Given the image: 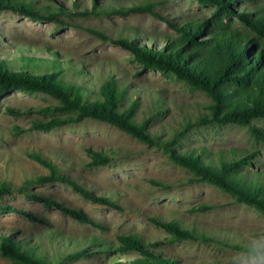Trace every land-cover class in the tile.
<instances>
[{
  "label": "rangeland",
  "instance_id": "obj_1",
  "mask_svg": "<svg viewBox=\"0 0 264 264\" xmlns=\"http://www.w3.org/2000/svg\"><path fill=\"white\" fill-rule=\"evenodd\" d=\"M23 1L42 13L51 8L58 11V7L64 11L56 20L47 21L0 9V59L11 68L42 73L52 70V61L57 58L61 79L84 86L89 98H94L101 84L114 76L127 87L126 105L138 100L136 121L153 117L150 132L160 141L176 138L178 151L204 152L205 160L257 151L254 167L243 173L250 177L255 171L264 173V144L247 126L196 125L198 117L208 112L210 97L206 93L174 75L144 69L131 51L96 33L111 38L136 37L150 45L147 38L154 37L162 46L167 37L176 35L167 21L149 12L120 14L105 13L104 9L151 4L170 21L182 22L208 17L214 5L195 0H96L103 12L83 16L75 12L91 10L95 0ZM263 3L246 1L237 6L252 8ZM233 26L245 30L237 20H233ZM27 56L37 59L29 64ZM58 104L48 94L20 90L0 97V183L10 182L13 188L11 194L0 196V205L7 206L5 210L0 208V236H14L53 262L62 258L59 264H111L116 257L133 259L138 252L116 251L118 236L130 233L146 242H157L155 251L180 264H226L238 250L226 244L241 246L245 233L264 225V213L236 201L209 182L193 181L194 173L170 159L163 148L148 145L111 123L85 118L48 131L32 128L36 119L57 115H42L37 109ZM10 107L21 113L13 114ZM188 122L191 125L184 136H177ZM253 124L264 128V118L253 120ZM91 151L107 152L111 161L90 165ZM32 153L49 158L62 173L92 193L111 198L115 205L86 198L61 181L22 188L26 180L49 173ZM26 192L41 194L53 202L32 199ZM201 204L211 208L191 211ZM60 205L80 211L84 221ZM152 217L176 219L216 241L171 242V235L154 224ZM107 245L114 247L105 249ZM78 249H87V255L68 261L67 254ZM0 264L20 263L0 251Z\"/></svg>",
  "mask_w": 264,
  "mask_h": 264
},
{
  "label": "trees",
  "instance_id": "obj_2",
  "mask_svg": "<svg viewBox=\"0 0 264 264\" xmlns=\"http://www.w3.org/2000/svg\"><path fill=\"white\" fill-rule=\"evenodd\" d=\"M195 1L203 5H214V9L208 17L182 22L170 21L156 12L154 5L151 4L104 9L105 13L149 12L167 21L176 35L172 38L167 37L162 46L154 37L147 38L152 42L150 45L137 41L136 37L111 38L96 33L131 51L144 69L174 75L192 88L206 93L210 97V102L206 105L208 112L198 117L196 125L216 123L247 126L251 135L264 144V128L253 124V120L264 118V3L252 8H239L237 6L239 3L258 0ZM0 9H9L33 19L47 21L56 20L57 15L64 11L58 7V11L51 8L42 13L35 9L32 3L23 0H0ZM100 12H103V9L95 0L91 10L75 13L89 16ZM233 20L240 22L245 30L234 27ZM54 55L57 56L56 53ZM25 58L29 64L37 59L28 56ZM58 62L56 58L52 61V70L39 73L25 67L13 69L6 61L0 59V97L20 90L28 94H48L59 101L58 105L37 109L42 115H57L50 119H36L32 124L33 129L48 131L85 118L106 121L148 145L163 148L170 159L194 173L193 181L209 182L231 194L236 201L264 213V173L255 171L252 177L243 173L249 167H254L257 151L244 155L232 154L231 158L221 155L218 160H205L204 152H180L175 147L176 138L162 142L150 132L152 116L142 122L136 121L138 100H131L126 105L127 87L121 85L116 77L110 76L106 79L94 98H89L88 90L84 86L61 79ZM9 110L13 114L21 113L19 109L10 107ZM190 125L191 122H188L177 136L183 137ZM91 152L90 165L97 166L111 161L107 152ZM31 156L48 168L49 173L26 180L22 188L36 183L61 181L72 186L86 198L115 205L116 202L111 198L92 193L77 180L62 173L59 166L41 153H32ZM155 183L161 184L156 181ZM12 191L10 182L0 183V196L11 194ZM26 194L47 204L53 202L52 199L35 192ZM2 207L5 210L7 206L0 205L1 210ZM60 207L73 217L84 221L85 216L80 211L62 205ZM210 208L211 206L207 204H201L192 207L191 211H205ZM151 220L171 235L169 239L171 242L216 241L212 236L200 233L195 228L183 226L176 219L160 220L152 217ZM96 241L97 239H94V242ZM118 243L116 246L118 253L136 251L139 255L130 260H119L116 257L111 264H180L178 260L155 251L157 242H146L138 234L119 235ZM226 245L234 249L240 247L238 244ZM111 247L114 246L107 245L105 249ZM0 251L20 264H59L62 261V258H58L53 262L26 242L8 235L0 236ZM87 253V249H78L67 254L66 259L74 261L85 257Z\"/></svg>",
  "mask_w": 264,
  "mask_h": 264
},
{
  "label": "clouds",
  "instance_id": "obj_3",
  "mask_svg": "<svg viewBox=\"0 0 264 264\" xmlns=\"http://www.w3.org/2000/svg\"><path fill=\"white\" fill-rule=\"evenodd\" d=\"M226 264H264V225L244 234L242 245Z\"/></svg>",
  "mask_w": 264,
  "mask_h": 264
}]
</instances>
